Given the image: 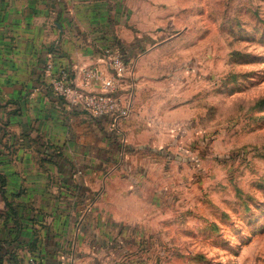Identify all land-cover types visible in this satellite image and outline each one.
<instances>
[{"label":"crops","instance_id":"obj_1","mask_svg":"<svg viewBox=\"0 0 264 264\" xmlns=\"http://www.w3.org/2000/svg\"><path fill=\"white\" fill-rule=\"evenodd\" d=\"M194 2L0 0V264H27L31 255L40 264H112L122 256L125 215H138L145 168L171 142L176 92L161 81L159 59H129L119 95L131 114L114 123L57 95L52 79L67 68L80 87L102 92L85 69L110 74L108 48L124 57L155 48L156 33L192 16Z\"/></svg>","mask_w":264,"mask_h":264},{"label":"rangeland","instance_id":"obj_2","mask_svg":"<svg viewBox=\"0 0 264 264\" xmlns=\"http://www.w3.org/2000/svg\"><path fill=\"white\" fill-rule=\"evenodd\" d=\"M194 5L155 48L125 51L159 59L177 103L112 264H264V0Z\"/></svg>","mask_w":264,"mask_h":264},{"label":"built area","instance_id":"obj_3","mask_svg":"<svg viewBox=\"0 0 264 264\" xmlns=\"http://www.w3.org/2000/svg\"><path fill=\"white\" fill-rule=\"evenodd\" d=\"M105 53L112 69L110 74H105L97 67L84 70L87 81L92 79L102 81L104 89L102 92L86 91L80 87L67 68H62L53 77L52 86L57 95L68 98L74 104H82L88 113L97 117L108 115L114 123H118L131 114L129 102L119 95V91L124 89L125 77L130 73V65L119 50L108 48ZM49 68L51 69V65H49ZM115 127H117V124ZM27 264L40 263L36 256L31 255Z\"/></svg>","mask_w":264,"mask_h":264},{"label":"trees","instance_id":"obj_4","mask_svg":"<svg viewBox=\"0 0 264 264\" xmlns=\"http://www.w3.org/2000/svg\"><path fill=\"white\" fill-rule=\"evenodd\" d=\"M3 183H4V181H3V179L0 177V184L3 185Z\"/></svg>","mask_w":264,"mask_h":264}]
</instances>
